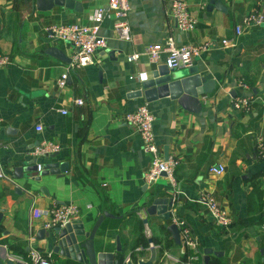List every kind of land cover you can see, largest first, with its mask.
<instances>
[{"label": "crops", "instance_id": "obj_1", "mask_svg": "<svg viewBox=\"0 0 264 264\" xmlns=\"http://www.w3.org/2000/svg\"><path fill=\"white\" fill-rule=\"evenodd\" d=\"M74 1L77 9L57 4L38 8L36 0H0V55L8 56L0 65V166L19 181L14 176L16 167L26 164L42 141L59 145L50 160L68 162L66 171L33 183L34 198L19 194L11 181L0 177V208L4 209L0 257L27 258L31 245L51 251L53 264H85L53 253L51 240L38 233L47 215L38 214L37 208L74 202L78 218L87 227L103 211L113 214L100 221L95 243L98 250L115 251L117 259L119 252L124 259L130 255L140 224L147 237L173 240L166 225L176 216L189 225L197 240L190 253L198 256L187 264H264V174L260 172L264 156L256 146L257 138L264 136V21L244 26L238 35L234 32L251 8L264 14V0H221L225 10L209 8L207 0H186L197 19L187 31L178 29L170 0H129L130 39L118 36L114 15L107 14L99 29L106 45L96 50L92 63L70 70L65 85L59 86L57 79L68 61L46 49L55 46L70 58L75 47L49 35L46 27L89 23L91 12L107 0ZM169 37L175 44L212 39L214 45L195 56L190 65H197L198 72L216 84L211 92L199 95L197 112L168 95L148 102L154 115L157 154L164 157L166 148L178 164L175 184L165 175L146 184L143 172L150 155L143 151L139 131L125 114L147 101L128 93L165 62V52L151 61L145 45L163 44ZM222 38L233 42L222 44ZM134 52L138 57L130 59ZM241 80L248 89L239 85ZM246 94L252 96L249 108L235 107L233 100ZM76 98L83 103H76ZM38 124L41 130L36 129ZM218 163L225 167L222 173L208 170ZM41 185L45 192L38 190ZM174 189L178 194L168 219L144 212L150 195L171 196ZM208 191L229 213L228 228L216 224L208 212L202 200ZM117 236L119 251L115 250ZM173 243L162 255L157 248L158 259L180 257L184 251L181 238L179 244ZM136 250L138 256L149 255L147 249ZM205 250H210L207 263Z\"/></svg>", "mask_w": 264, "mask_h": 264}, {"label": "built area", "instance_id": "obj_2", "mask_svg": "<svg viewBox=\"0 0 264 264\" xmlns=\"http://www.w3.org/2000/svg\"><path fill=\"white\" fill-rule=\"evenodd\" d=\"M130 8L129 0H107L105 4L96 7L89 15V23H62L57 25H50L46 27L49 35L70 42L74 45L75 51L72 53L70 60L67 62L65 70L60 74L57 79L59 86H63L66 83L68 73L75 67H81L93 62L94 53L97 49L106 45V39L99 33L100 23L102 19L109 13L114 15L113 27L115 28L119 37L124 39H130L131 32L130 26L127 21V14ZM170 13L176 21L178 29L187 31L192 30L197 22L196 17L190 12L188 3L186 0H170ZM264 21L263 12L256 7L251 8L244 13L240 22L235 25L234 32L236 35L242 32L244 26L257 25ZM222 44L233 42L228 38H222ZM214 45L212 39L203 41H190L181 44H175L172 38H168L165 43H148L145 45L144 51L147 53L151 61L159 60L161 53L165 52V63L168 67L177 68L188 66L192 63L195 56L201 54L203 51L211 48ZM138 53L134 52L129 55L130 59L138 57ZM8 61L7 55H0V65ZM239 85L243 89H248V85L242 80L239 81ZM204 95L203 97H205ZM252 96L250 94L237 96L233 100L235 107L246 110L249 108L250 100ZM75 102L78 104L83 103V100L76 98ZM65 113L66 110L62 109ZM125 118L128 122L135 125L139 131L142 140V149L144 152L150 155V162L147 169L143 172V180L146 184H150L155 181L159 176L165 173V176L172 182L176 183L174 177V171L178 164V160L168 155L167 158L160 157L158 152V146L155 142V135L153 131L154 115L148 106V102H142L138 104L133 110L128 111L125 114ZM36 129L41 130L42 126L38 124ZM258 152L261 156H264V136H259L256 143ZM59 145L52 141H42L34 147L33 155L42 156L45 153L55 152L58 150ZM223 164L210 165L208 170L210 172L220 174L224 171ZM0 177L6 178L13 184L15 179L10 178L3 171L0 166ZM178 190L174 189L171 195L172 203H175ZM202 200L206 205V208L216 224L228 228L230 225V215L215 199L212 192H204L202 194ZM38 214L47 215V219L43 223V227L46 229H52L54 226H63L65 223L70 222L79 217V207L74 202H66L62 204H53L47 208H37ZM173 222L179 228L180 238L182 244L187 246L189 250L196 248L197 240L191 231L189 225L179 217L174 216ZM32 239L31 236L28 237ZM154 247L158 245L153 244ZM151 245L145 249H149ZM137 249H143L141 246ZM196 251V250H195ZM21 264H53L51 259V251H42L37 247L29 245V255L27 258H22L16 255H9ZM166 256V253H165ZM197 253H190L188 261L197 258ZM168 258L174 262H179V258H175L167 255ZM187 261V262H188Z\"/></svg>", "mask_w": 264, "mask_h": 264}, {"label": "water", "instance_id": "obj_3", "mask_svg": "<svg viewBox=\"0 0 264 264\" xmlns=\"http://www.w3.org/2000/svg\"><path fill=\"white\" fill-rule=\"evenodd\" d=\"M207 6L214 7L220 10H225L221 0H207ZM53 4L65 5L77 9V3L74 0H36V7L50 8ZM50 54L55 55L61 60L69 61L70 58L66 57L55 46H49L46 49ZM215 80L213 78L205 77L198 72L197 65H189L185 69L171 68L167 64L161 63L151 71V75L142 79L139 87L128 93L131 97L143 96L147 102L155 100L157 97L169 96L176 99L177 102L185 109L197 112L201 107L199 95L209 93L215 87ZM164 158L168 157L166 148L164 151ZM56 155L55 152L45 153L41 157L33 156L26 161V164L16 167L14 176L19 178V181L14 183V189L19 194L24 193L25 197L34 198L35 185L39 184L46 175H59L68 169L67 161H52L50 158ZM25 172V174H23ZM165 175V173H163ZM23 178V180H21ZM38 190L45 192L46 189L43 185L37 187ZM172 198L169 195L152 194L148 197V201L144 206V212L147 215H157L164 220L168 219L172 208ZM4 209L0 208V220ZM112 213L103 211L95 219L91 227L81 218H76L70 222L65 223L63 226L57 225L52 229L41 227L38 233L41 237L48 238L52 242V252L58 253L61 256L85 264H114L118 262L115 258V251H102L96 248L95 237L99 223L104 216H112ZM147 217H142L144 223L147 222ZM166 229L170 231L171 236L176 244L180 243V233L178 226L170 222L166 225ZM43 234V236H42ZM148 243L151 245L149 255L138 256L136 253L135 258L130 255L126 256L123 264H170L168 257L162 261V256L158 259V249L154 247L153 239L148 236ZM29 244V243H28ZM29 246V245H28ZM121 248L119 237H116V251ZM137 249V248H136ZM136 249L133 250L137 251ZM262 252V249H260ZM132 252V251H131ZM210 250L204 251V262L207 263L209 259ZM131 254V253H130ZM0 264H21L19 261L14 260L10 256L0 257Z\"/></svg>", "mask_w": 264, "mask_h": 264}, {"label": "trees", "instance_id": "obj_4", "mask_svg": "<svg viewBox=\"0 0 264 264\" xmlns=\"http://www.w3.org/2000/svg\"><path fill=\"white\" fill-rule=\"evenodd\" d=\"M260 172H262L264 174V168ZM250 205H251V203H250ZM251 206H253V205H251ZM152 239H153L154 244L158 245L157 248L159 249V254L160 255L163 254L165 248H167L168 246H172L174 244L173 240L171 238H167L165 240V242H162L160 238L155 237V236L152 237ZM139 245L143 249H145L146 247L149 246L148 237L144 235L143 224H140V230H139L138 235L136 237L135 244H133V246H132V249L134 250V247L135 246H139ZM263 248H264V246H263ZM133 250H132L130 256L135 258V254H134ZM189 254H190V250H189V248L187 246H185L183 253L179 257V262L178 263L179 264H187ZM123 262H124V254L122 252H119L118 253V262L116 264H123ZM207 264H219V262H217V261H209Z\"/></svg>", "mask_w": 264, "mask_h": 264}, {"label": "rangeland", "instance_id": "obj_5", "mask_svg": "<svg viewBox=\"0 0 264 264\" xmlns=\"http://www.w3.org/2000/svg\"><path fill=\"white\" fill-rule=\"evenodd\" d=\"M35 246H37L36 244H34Z\"/></svg>", "mask_w": 264, "mask_h": 264}]
</instances>
